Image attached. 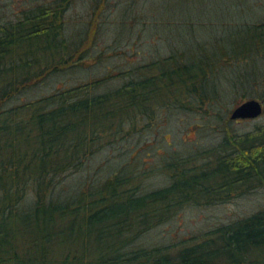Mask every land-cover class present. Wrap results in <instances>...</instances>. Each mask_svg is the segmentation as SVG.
Masks as SVG:
<instances>
[{"label": "trees", "instance_id": "obj_1", "mask_svg": "<svg viewBox=\"0 0 264 264\" xmlns=\"http://www.w3.org/2000/svg\"><path fill=\"white\" fill-rule=\"evenodd\" d=\"M75 1L0 0V264H264V209L174 253L137 243L181 209L263 190L264 127L239 137L226 130V141L214 153L172 156L161 167L171 183L156 191L139 190L145 175L138 169L122 168L95 185L69 181L101 147L129 136L125 128L151 118L155 107L194 109L193 99L218 100L221 84L210 81L220 65L217 50L188 47L177 38L181 45L128 70L135 77L119 87L109 88L104 76L21 102L28 91L86 57L88 37L98 33L111 0H91L92 31L79 44L66 33ZM165 1L151 5L167 26L173 18L166 15ZM255 29L234 42L233 59L224 49L223 60L263 59L257 65H264V24ZM168 31L174 36L175 30ZM261 73L260 79L245 77L260 93Z\"/></svg>", "mask_w": 264, "mask_h": 264}, {"label": "rangeland", "instance_id": "obj_2", "mask_svg": "<svg viewBox=\"0 0 264 264\" xmlns=\"http://www.w3.org/2000/svg\"><path fill=\"white\" fill-rule=\"evenodd\" d=\"M181 1H185L184 4L179 0L162 3H168L166 15L173 18L165 26L160 24L162 19L152 9L153 0H111L101 16L98 33L88 37L83 62L76 68L51 76L44 84L23 95L21 102L33 101L104 76L109 77V88L119 87L135 77L128 70L169 55L173 46L178 47L181 41L188 47L199 45L200 49L217 50L220 65L210 81L212 85L221 83L218 100L211 95V101L206 100L203 104L193 99L190 107L194 109L189 110L175 106L155 107L151 118L137 119L133 127L125 128L126 132L130 130L129 136L101 147L69 181L95 185L122 168L138 169L145 175L139 190L156 191L171 183L161 167L172 156L214 153L226 141V130L232 134L230 136L239 137L264 127V103L263 114L258 119L230 120L238 103L250 99L262 101L258 95H264V91L251 89L245 79L262 77L264 65L257 63H263V59H249L246 64L238 60L227 62L221 56L225 49L233 59L238 55L233 50L234 42L248 36V30L257 33L255 27L264 24V0ZM90 5L91 0H76L68 12L66 33L73 44H79L87 38L88 30L92 31L88 29ZM179 5L181 9L179 7L176 13ZM176 27L180 30L176 31ZM165 29L175 30L174 36H169ZM67 184L69 182L65 184L66 188ZM259 209H264V189L227 203L181 209L168 222H160L143 234L137 243L148 247H170L174 253L183 245L198 243L211 232Z\"/></svg>", "mask_w": 264, "mask_h": 264}, {"label": "water", "instance_id": "obj_3", "mask_svg": "<svg viewBox=\"0 0 264 264\" xmlns=\"http://www.w3.org/2000/svg\"><path fill=\"white\" fill-rule=\"evenodd\" d=\"M263 101L247 100L234 109L231 120H255L263 114Z\"/></svg>", "mask_w": 264, "mask_h": 264}]
</instances>
